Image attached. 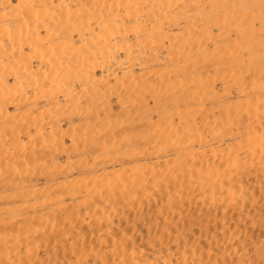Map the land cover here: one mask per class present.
I'll return each mask as SVG.
<instances>
[{
    "label": "bare ground",
    "instance_id": "bare-ground-1",
    "mask_svg": "<svg viewBox=\"0 0 264 264\" xmlns=\"http://www.w3.org/2000/svg\"><path fill=\"white\" fill-rule=\"evenodd\" d=\"M0 264H264V0H0Z\"/></svg>",
    "mask_w": 264,
    "mask_h": 264
}]
</instances>
